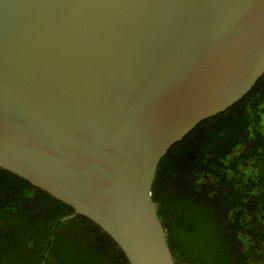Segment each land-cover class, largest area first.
Here are the masks:
<instances>
[{"label":"water","instance_id":"1","mask_svg":"<svg viewBox=\"0 0 264 264\" xmlns=\"http://www.w3.org/2000/svg\"><path fill=\"white\" fill-rule=\"evenodd\" d=\"M263 75L264 0H0V168L174 264L159 164Z\"/></svg>","mask_w":264,"mask_h":264},{"label":"trees","instance_id":"2","mask_svg":"<svg viewBox=\"0 0 264 264\" xmlns=\"http://www.w3.org/2000/svg\"><path fill=\"white\" fill-rule=\"evenodd\" d=\"M174 264H264V75L161 160L152 188ZM0 168V264H128L89 219Z\"/></svg>","mask_w":264,"mask_h":264},{"label":"flooded vegetation","instance_id":"3","mask_svg":"<svg viewBox=\"0 0 264 264\" xmlns=\"http://www.w3.org/2000/svg\"><path fill=\"white\" fill-rule=\"evenodd\" d=\"M63 219H64V218H63ZM63 219H62V220H63Z\"/></svg>","mask_w":264,"mask_h":264}]
</instances>
